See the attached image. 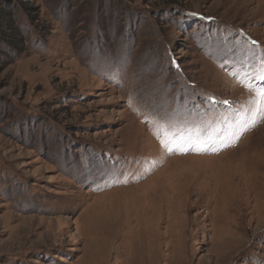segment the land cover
I'll list each match as a JSON object with an SVG mask.
<instances>
[{"label":"rangeland","instance_id":"374dc122","mask_svg":"<svg viewBox=\"0 0 264 264\" xmlns=\"http://www.w3.org/2000/svg\"><path fill=\"white\" fill-rule=\"evenodd\" d=\"M13 1L0 264H264V0Z\"/></svg>","mask_w":264,"mask_h":264},{"label":"trees","instance_id":"16d2710c","mask_svg":"<svg viewBox=\"0 0 264 264\" xmlns=\"http://www.w3.org/2000/svg\"><path fill=\"white\" fill-rule=\"evenodd\" d=\"M22 11L28 20H32L28 12V3L14 4L13 0H1L0 2V63L5 66L11 59V55L24 53L23 31L15 19V12ZM32 22V21H31Z\"/></svg>","mask_w":264,"mask_h":264},{"label":"snow or ice","instance_id":"6c2138e0","mask_svg":"<svg viewBox=\"0 0 264 264\" xmlns=\"http://www.w3.org/2000/svg\"><path fill=\"white\" fill-rule=\"evenodd\" d=\"M260 79L264 80V76H261ZM252 103L258 105L256 109L257 112L264 111V88L258 91L257 99L252 101ZM160 123L161 129L160 132L157 134L160 146L166 151H172L173 149L170 147V145L175 140V134L170 133V128L167 126V122L161 121Z\"/></svg>","mask_w":264,"mask_h":264},{"label":"bare ground","instance_id":"6f19581e","mask_svg":"<svg viewBox=\"0 0 264 264\" xmlns=\"http://www.w3.org/2000/svg\"><path fill=\"white\" fill-rule=\"evenodd\" d=\"M177 159V158H176ZM181 159V158H180ZM178 160V159H177ZM174 161H175V159H174Z\"/></svg>","mask_w":264,"mask_h":264}]
</instances>
